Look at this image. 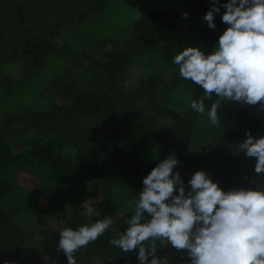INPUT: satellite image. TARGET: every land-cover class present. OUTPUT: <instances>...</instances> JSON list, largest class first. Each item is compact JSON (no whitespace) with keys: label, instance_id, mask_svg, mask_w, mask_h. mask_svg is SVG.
<instances>
[{"label":"rangeland","instance_id":"obj_1","mask_svg":"<svg viewBox=\"0 0 264 264\" xmlns=\"http://www.w3.org/2000/svg\"><path fill=\"white\" fill-rule=\"evenodd\" d=\"M53 1L64 5L57 13L51 7ZM89 5L88 0H0V138L10 140L15 151L24 150L39 138L45 140L47 129L52 138L65 137L58 141L67 144L63 150L74 157L78 168L93 167L100 157L106 174L86 181L88 206L99 213L98 217L117 221L129 211L130 202L135 205L138 201L144 178L163 159L176 156L179 163L173 171L183 182L188 176L186 161L199 166L192 156L199 151L202 132L212 131L208 118L211 106H205L202 115L191 108L192 101L200 99L179 75V66L172 63L179 54L174 43L135 55L127 69L113 76L95 69L96 65L89 66L91 61L101 62L99 53L107 50L110 42L131 38L139 18L136 9L142 3L109 0L101 12L91 16L84 12ZM29 33L54 46L44 62L26 55ZM85 99L94 100L97 107L82 106ZM244 107L247 103L222 100L218 117L221 121L226 110ZM159 108L168 112L157 114ZM130 134L136 137L135 149L146 165L132 174L113 158L115 144ZM256 163L257 158L248 157L227 170L239 181ZM49 171L47 166L39 169L42 175L0 167V182L22 188L18 192L21 198L8 197L0 206L4 221L32 235L22 248L21 264H68L58 247L60 231L85 225L70 213L58 214L50 194H36ZM203 171L212 177L211 171ZM31 196L36 197L35 203L28 202ZM156 246L161 264H191L186 249L177 250L170 242L161 241ZM80 252L85 256L80 257ZM117 252L113 247L93 251L88 244L75 256L77 264L86 260L118 264Z\"/></svg>","mask_w":264,"mask_h":264},{"label":"clouds","instance_id":"obj_2","mask_svg":"<svg viewBox=\"0 0 264 264\" xmlns=\"http://www.w3.org/2000/svg\"><path fill=\"white\" fill-rule=\"evenodd\" d=\"M218 5L219 0H213L203 17L213 29ZM223 7L222 22L229 27L214 52L205 54L200 48L188 47L172 60L182 78L204 89V96L191 103L195 112L204 114V100L218 97L208 112L214 126L221 123L218 106L222 100L249 105L264 101V0H229ZM246 135L238 147L248 157L257 158L255 172L264 175V137L253 138L250 131ZM178 163L175 155L169 156L144 178L134 215L126 221L128 227L110 243L125 253L138 250L139 264H161L157 241L186 249L191 264H264V188L225 192L206 172L197 171L188 181L191 190L186 194L180 174L173 171ZM84 214L99 215L90 206ZM112 224L109 217L76 230H61L58 247L68 264H77L75 253Z\"/></svg>","mask_w":264,"mask_h":264},{"label":"trees","instance_id":"obj_3","mask_svg":"<svg viewBox=\"0 0 264 264\" xmlns=\"http://www.w3.org/2000/svg\"><path fill=\"white\" fill-rule=\"evenodd\" d=\"M42 2V0H40ZM89 6H85V15H93L101 12L109 0L93 1L88 0ZM142 6L136 9L139 13L134 27L131 30V38L126 41H112L107 50L99 53L102 55L101 62L91 61L90 65H96L95 69L100 72L113 76L118 70L128 68L131 58L135 55H144L156 45L163 43H174L179 51L188 47L200 48L205 54L214 52L218 45L220 36L229 27L222 22V16L226 9L224 4L229 0H219L220 12L215 14V29L210 28L203 17L213 7V0H159L157 1L140 0ZM46 2V1H45ZM53 12H59L64 7L62 1H53ZM67 9V7L65 6ZM57 11V12H56ZM187 13V18L184 14ZM26 55L35 61L44 62L52 53L53 45L48 41L39 39L38 36L29 33L25 43ZM88 66V67H89ZM99 66V67H97ZM191 89L195 91L196 96L201 99L204 96V89L186 80ZM218 97L212 96L211 100L205 99L204 105L210 107ZM82 106L87 108H96L94 100L85 99ZM264 101L256 105H249L240 109L226 110V116L221 120L218 126H212V131L204 133V139L201 138V144L198 143V153L193 154L192 158L199 161L200 164L194 165L192 160H187L185 168L187 178L184 180L185 192L191 190L188 181L197 171H211V179L218 183L219 187L225 192L236 189L258 190L264 188V175L257 174L255 168L247 170L242 175L241 180L236 181L228 172L227 168L240 160L248 158L245 152L240 151L239 143L245 141L249 131L253 138L264 137ZM168 112L159 108L157 114ZM178 120L179 117L174 114ZM183 119H181L182 121ZM190 125H188V128ZM51 130L46 129L45 140L39 138L35 140L33 146L24 150L13 149V145L3 141L0 138V167H10L12 172H29L32 174H41V166L49 167L50 171L46 178L42 179L36 194L46 192L52 197V202L58 214H67L76 216L83 221L85 225H91L96 221L104 219L98 216L89 217L85 215V209L88 206L90 195L85 187L88 179L105 175L104 166L100 164V157H97L95 165L85 168H78L73 156L67 155L63 147L66 143H59L58 140H64L65 137H50ZM136 137L132 134L124 136L114 146L113 158L119 162L122 167L130 174L136 171H142L146 165L140 161L138 149H135ZM18 147V146H17ZM142 169V170H141ZM21 187L13 186L10 182H0V206L2 201L7 198L22 197L19 196ZM178 194V190L174 195ZM29 203H35L36 197L31 196ZM134 206L129 211L107 229L103 235L98 237L89 245L93 251H100L113 247L118 252V264H139L138 250L125 253L116 245L110 243L111 240L119 238L128 227L126 221L134 215ZM4 211L0 208V264H14L18 261L21 264L22 248L31 241L30 233L23 232L17 228L11 227L7 221H4ZM148 217L146 216V219ZM160 255H165L161 252ZM85 254L80 252V257ZM152 256H149V262ZM86 260V259H85ZM84 264H94L91 260H86Z\"/></svg>","mask_w":264,"mask_h":264}]
</instances>
